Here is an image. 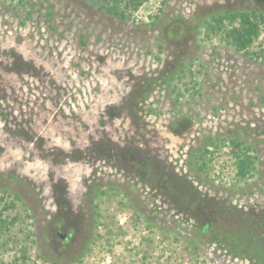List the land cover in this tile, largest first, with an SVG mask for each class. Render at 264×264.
<instances>
[{"label":"rangeland","instance_id":"374dc122","mask_svg":"<svg viewBox=\"0 0 264 264\" xmlns=\"http://www.w3.org/2000/svg\"><path fill=\"white\" fill-rule=\"evenodd\" d=\"M118 1L0 0V264H264V22L203 21L264 0ZM143 159L227 207L207 233Z\"/></svg>","mask_w":264,"mask_h":264},{"label":"trees","instance_id":"16d2710c","mask_svg":"<svg viewBox=\"0 0 264 264\" xmlns=\"http://www.w3.org/2000/svg\"><path fill=\"white\" fill-rule=\"evenodd\" d=\"M113 2L114 4L111 5L105 4V10L108 13H113L115 16L124 18L125 14L123 12H119L117 7L119 1L113 0ZM125 2L133 8H137L140 5L141 0H125ZM203 21L206 23L209 32H223L228 40V43L234 48V50L243 53L249 50L253 41L259 36L260 23L264 22V13H257L254 10H236L233 12L226 11L224 14L214 17L212 16L209 22L206 20ZM198 23L199 21H197V24ZM225 24H229L230 27L227 28ZM230 144V154L233 159L236 178L246 180L255 170L256 158L250 153L251 148L244 141L238 138H231ZM202 151L204 152V155L208 154L207 150L204 149ZM198 159L201 160L202 157L198 156ZM138 164L140 165L139 169L143 173V177L147 182H157L161 191L168 194L175 205L178 204L177 206L179 208L184 209V211L193 216L198 223L203 224L199 230L201 233H207L211 229L212 224L217 222V220H213L212 218H216L218 214H222L221 211L224 212L225 209H227V207H223L220 202H212L205 197H202L198 192L191 190V187L188 185L182 186V182L180 181L181 179L166 176L163 170L154 167L151 160L143 159L142 162ZM198 170L200 172L206 171L207 162L203 160V162L200 163ZM95 192L98 193L97 190ZM99 193L104 194L106 192L102 193L100 191ZM94 199L95 195L91 197V202ZM205 216L207 217L205 218ZM253 216L254 215H249L246 219L250 217L253 218ZM256 241L254 240L253 242V245L256 248L255 252L263 262L264 254L260 252L261 245H257L259 241Z\"/></svg>","mask_w":264,"mask_h":264}]
</instances>
